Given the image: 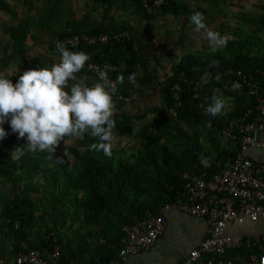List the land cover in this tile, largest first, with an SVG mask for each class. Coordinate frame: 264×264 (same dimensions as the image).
<instances>
[{
    "label": "trees",
    "instance_id": "obj_1",
    "mask_svg": "<svg viewBox=\"0 0 264 264\" xmlns=\"http://www.w3.org/2000/svg\"><path fill=\"white\" fill-rule=\"evenodd\" d=\"M96 1L104 7L103 20L85 28L88 16L73 17L70 0H23V4L34 7V14L20 25L5 24L4 31L13 38L11 47L18 52L27 48L30 34L48 32L53 35L51 50L58 57V42L70 51L87 53L90 59L76 76L92 78L87 81L89 86L99 82L100 75L89 67L90 63L107 73L117 87L113 101L119 112H113V132L138 141L129 148L112 145V155L107 157L102 151L91 149L90 145L98 141L86 136L84 140L76 138L77 146L67 145L64 151L57 148L55 154L28 153L25 149L26 154L17 160L12 152L27 141L18 139L5 123L3 127L9 135L0 146V179L5 190L0 194V264H16L20 252L53 249L56 244L61 247L63 263L75 260L111 264L122 246L123 227L139 222L149 211L157 214L162 206L182 199L187 183L184 174L204 169L203 156L210 160L206 169L214 173L218 159L235 158L241 150L239 141L232 148L223 144L220 132L232 116H246L250 120L257 97L250 94L245 83L238 91L225 90L227 80H239L229 71H241L243 76L252 74L264 97V39L240 29L216 50L183 54L161 86L158 105L145 107L137 114L120 111L118 105L132 99L134 92L139 91L138 85L148 77L149 65L139 50L137 33L115 38L127 28L105 23L110 10L117 4L125 7L130 3L143 20L173 15L195 27L190 24L191 14L202 13L208 25L209 8H193L188 2L214 4L218 0H169L160 8L151 9L141 0ZM0 6L13 14L6 0H0ZM257 25L264 29V12ZM86 34H108L110 39L90 44L83 38ZM76 36L80 42L70 43ZM38 67L44 64L36 56L31 69ZM133 73L136 78L130 83L127 77ZM120 75L125 78L123 84L117 83ZM214 95L232 99L231 109H224V114L216 117L205 111ZM149 115L153 118L147 119ZM136 120L143 124L136 127ZM49 155L53 158L49 159ZM55 156H63V163H58ZM72 229L77 247L66 236V231ZM253 252H261V244L252 241L240 249H228L225 257L249 256Z\"/></svg>",
    "mask_w": 264,
    "mask_h": 264
},
{
    "label": "built area",
    "instance_id": "obj_2",
    "mask_svg": "<svg viewBox=\"0 0 264 264\" xmlns=\"http://www.w3.org/2000/svg\"><path fill=\"white\" fill-rule=\"evenodd\" d=\"M149 9L160 8L169 0H141ZM128 33L115 35L123 37ZM90 44L106 43L110 39L108 34L99 37L83 36ZM80 42L78 36L70 40L75 44ZM90 67L100 74L95 64ZM239 77V80H227L225 90L233 89L234 84L239 87L236 91L248 85L251 95L257 97L255 113L250 120L246 116H232L227 125L221 130L223 144H241V150L235 158L218 159L217 171L209 173L206 167L210 162L204 158L205 168L197 172L184 174L186 191L183 198L176 203H167L155 214L147 212L139 222L123 227L124 235L121 240V249L118 257L111 264H125V259L153 247L166 229L165 215L170 210H179L201 220H206L210 233L201 244L193 248L189 254L176 264H236L237 261H248L249 264H264V235H231L227 234L226 227L230 222L264 221V164H257L245 152L253 146L261 148L264 141L259 138L264 133V97L260 95V85L253 75L243 76L241 71H229ZM175 88H179L178 85ZM225 100L231 99L229 96ZM232 101V99H231ZM206 109V108H205ZM251 113V111L249 112ZM261 244V252L248 255L236 254L225 257L228 249H240L245 243L250 245ZM16 264H84L78 261L63 263L61 247L56 244L53 249H32L22 251L16 258Z\"/></svg>",
    "mask_w": 264,
    "mask_h": 264
},
{
    "label": "rangeland",
    "instance_id": "obj_3",
    "mask_svg": "<svg viewBox=\"0 0 264 264\" xmlns=\"http://www.w3.org/2000/svg\"><path fill=\"white\" fill-rule=\"evenodd\" d=\"M9 3L13 14H9L0 6V72H4L9 78H19L24 71L31 70L33 58L39 56L44 67H50L53 63L59 62V57L50 44L53 35L48 32H35L28 36V46L21 52L12 49L13 38L4 31V25L17 26L34 14L32 5L23 4V0H6ZM193 8L204 6L209 8L208 30L218 33L225 40L232 39L234 33L242 29L251 35H259L264 39V29L257 24L263 15L264 0H218L214 4L207 2H188ZM69 11L75 18H82L87 15L89 23H85V28L90 24L101 22L104 7L96 0H70ZM246 19H243V17ZM106 24L114 23L118 26H125L129 32L137 33L139 39V50L147 57L149 65L148 77L138 85L139 91L134 92L132 99L123 100L118 106L120 111L137 114L145 107L158 105L160 100V90L164 81L172 74V68L180 57L192 50H216L222 45L209 46L204 39L205 33L196 32L195 27L186 25L179 18L173 15L160 16L154 20H143L138 16L136 10L127 3L125 7L121 4L114 6L105 20ZM102 73V72H101ZM100 73V74H101ZM99 74V75H100ZM92 78L83 79L77 76L76 82L87 83ZM88 84V83H87ZM225 110L232 107L231 99L225 100ZM114 102V101H113ZM113 107V112L118 109ZM119 112V111H118ZM149 115L147 119H152ZM135 126L143 124L136 120ZM137 139L119 137L113 132L112 145L129 148L137 143ZM3 142L0 141V146ZM67 145H75L76 138H67L65 144L59 145L61 151L66 150ZM64 149V150H63ZM68 157V155H64ZM0 179V194L3 193L4 185ZM74 234V230L66 231L67 234Z\"/></svg>",
    "mask_w": 264,
    "mask_h": 264
},
{
    "label": "clouds",
    "instance_id": "obj_4",
    "mask_svg": "<svg viewBox=\"0 0 264 264\" xmlns=\"http://www.w3.org/2000/svg\"><path fill=\"white\" fill-rule=\"evenodd\" d=\"M189 20L196 32L203 30L204 39L210 47L225 44L224 38L207 29L202 13L191 14ZM126 32L128 35L123 37H130L128 30L122 34ZM56 50L59 53L58 63L24 71L15 84L4 72H0V141L9 135L3 127L8 123L11 133L27 141L12 152L14 159L23 157L25 149L28 153L55 154L60 143L67 138L84 140L86 136L98 141L90 145L91 149L110 157L116 127L113 96L117 87L104 72L100 74L99 82L91 86L76 82V74L85 67L89 55L83 51H70L63 42L56 44ZM135 78L133 73L128 75L127 80L131 83ZM124 81L123 75L117 77V83L123 84ZM238 87L234 84L233 90ZM225 107L224 99L214 95L205 111L216 117L224 114ZM55 159L63 163V156H55Z\"/></svg>",
    "mask_w": 264,
    "mask_h": 264
},
{
    "label": "crops",
    "instance_id": "obj_5",
    "mask_svg": "<svg viewBox=\"0 0 264 264\" xmlns=\"http://www.w3.org/2000/svg\"><path fill=\"white\" fill-rule=\"evenodd\" d=\"M259 138L264 141V133H260ZM234 145L236 144L229 143L227 146L232 148ZM245 152L255 163L264 164V146L261 148L250 146L246 148ZM165 218L166 229L158 242L147 251L127 257L125 264H176L209 236L210 230L206 220L176 209L168 211ZM226 232L245 237L256 234L264 235V221L230 222L226 227ZM67 237L73 240V245L77 247L76 238L71 237L70 233L67 234ZM236 264H249V262L237 261Z\"/></svg>",
    "mask_w": 264,
    "mask_h": 264
},
{
    "label": "water",
    "instance_id": "obj_6",
    "mask_svg": "<svg viewBox=\"0 0 264 264\" xmlns=\"http://www.w3.org/2000/svg\"><path fill=\"white\" fill-rule=\"evenodd\" d=\"M205 157L203 156L202 159H204Z\"/></svg>",
    "mask_w": 264,
    "mask_h": 264
}]
</instances>
